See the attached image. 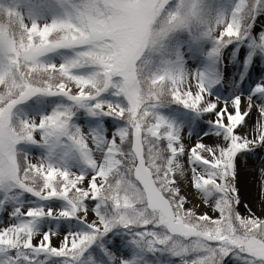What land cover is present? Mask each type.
<instances>
[{
	"label": "snow or ice",
	"instance_id": "6c2138e0",
	"mask_svg": "<svg viewBox=\"0 0 264 264\" xmlns=\"http://www.w3.org/2000/svg\"><path fill=\"white\" fill-rule=\"evenodd\" d=\"M0 264H264V0H0Z\"/></svg>",
	"mask_w": 264,
	"mask_h": 264
}]
</instances>
